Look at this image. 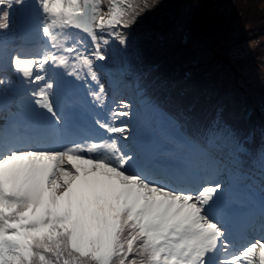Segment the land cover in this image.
Returning <instances> with one entry per match:
<instances>
[{
  "label": "snow or ice",
  "instance_id": "snow-or-ice-1",
  "mask_svg": "<svg viewBox=\"0 0 264 264\" xmlns=\"http://www.w3.org/2000/svg\"><path fill=\"white\" fill-rule=\"evenodd\" d=\"M159 3L0 0V264H264V145L219 113L169 111L130 61L139 104L111 87ZM36 32L48 46L25 55L17 36Z\"/></svg>",
  "mask_w": 264,
  "mask_h": 264
},
{
  "label": "trees",
  "instance_id": "trees-1",
  "mask_svg": "<svg viewBox=\"0 0 264 264\" xmlns=\"http://www.w3.org/2000/svg\"><path fill=\"white\" fill-rule=\"evenodd\" d=\"M205 3H207L206 7H204ZM258 3L256 0H208V2L204 0H173L170 4V0H160L159 5L151 11H147L134 26L136 30L132 31L131 46L127 50L133 52L132 63L136 64L138 69H146L150 72L148 73L151 77L150 87L157 90L152 89L151 92L158 94L160 91L163 95L167 94L166 96L177 102L176 104L182 107L183 111L192 114L213 118L219 113L233 128H240V124L243 123V115L247 114L245 93L260 98V91L264 90V81L261 83L258 73H256L255 77H258V80H254L260 85L256 87L258 90L255 87L251 89V85L247 83L251 77L247 73L248 67L253 64V61L248 60L236 70L235 66L230 68L225 64L228 61V55L225 52L220 53V49L215 50L214 48L217 47L215 45L217 41H219V46H222L220 43L227 38H233L235 43L241 41L240 37L230 36L231 31L240 28L239 23L243 19L241 18L243 15L240 16L237 12L240 5L241 7L245 6L244 15L249 25L247 34L257 33L260 37L264 36V28H259V25L264 27V7H259ZM224 4L227 5V8L223 11L222 5ZM189 6L195 18L203 14V21L207 23L205 32L200 30V23L197 24L195 18L193 19L194 27L193 22L191 24L193 38L189 39L188 43L193 44V48H191L193 62L185 57L179 59V54L175 53L182 46L178 44L179 38L175 32H170V28L168 30L167 27H163L164 22L176 24L174 12L168 11V8L184 11ZM165 9L169 14L163 16ZM160 17H164V19L159 24ZM190 19L192 20V17ZM208 24H213L211 30L215 32L218 29L220 34L215 33V35L209 36L207 34ZM162 28H164L163 32ZM165 30L168 31V34ZM241 32L245 34L246 31L243 29ZM258 47H255V50ZM256 56L261 59L260 64L264 67L262 47ZM149 57H151V61ZM153 57L156 58V61ZM197 83L200 90L216 92L218 97L200 98V95L195 97L192 89ZM181 87L186 88L188 93L182 91ZM168 88H170L169 92ZM176 92H182L179 100L174 99ZM226 102L233 104V107L230 108V115L233 114L232 119L228 110L224 108ZM241 105L243 113L240 111ZM249 105L260 110V107L252 102ZM237 109L238 113L235 115ZM260 113L261 111L257 112L259 116L257 119L264 118V115L260 116ZM239 133L245 138L248 136L244 132ZM259 137L264 140V129Z\"/></svg>",
  "mask_w": 264,
  "mask_h": 264
},
{
  "label": "rangeland",
  "instance_id": "rangeland-1",
  "mask_svg": "<svg viewBox=\"0 0 264 264\" xmlns=\"http://www.w3.org/2000/svg\"><path fill=\"white\" fill-rule=\"evenodd\" d=\"M204 1L208 2V0H204ZM256 1L259 2L258 3L259 7H261V8L264 7V0H256ZM172 2H173V0H170V4ZM206 6H207V3L204 4V7H206ZM190 8L191 7L189 6L184 11L183 10L180 11L178 9H173V8H168V11L174 12L176 24L173 25V23L167 24L164 22L163 27H167L168 30L170 28V32H175L176 36L179 38L178 44H180L182 46L179 47V51L178 50L175 51L176 54H179V59H182L185 57L187 60L193 62V55H192V49H191V48H193V44L190 45L188 43V41H189V39L193 38L192 25L191 24H192L193 19L195 17L193 15L192 9H190ZM226 8H227L226 4L222 5L223 11ZM216 9H217V6H216ZM244 11H245V6L241 7V5H240L239 10L237 11L238 14H240V16L243 15L241 17V18H243L242 22L239 23L240 28H237L236 31L230 32L231 37H235V38L240 37L241 41L235 43L233 38H227L225 41H222V43H220L222 46H219V41H217V43L215 44L217 47H215L214 49L215 50L220 49L221 50V51H219L220 53L225 52L228 55V61L225 64L227 65V67H230V68L235 66L234 69H236V70H238L242 65H244L245 62L247 63L248 60L253 61V64L249 65L248 73H247V75L251 77V80L248 81L247 83L249 85H251V89H253L254 87L256 88L257 86L260 85L259 83H257L255 81V80H258V77H255L256 73H258L260 82L263 83V81H264V79H263L264 78V67H263V65L260 64L261 59H259L256 56V54L260 51L261 47L264 51V36L260 37L259 34H257V33L252 34V35L247 34V31L249 29V25L247 24L246 16L244 15ZM201 12H203V11H201ZM165 14H169L167 12V9H165L163 16H165ZM190 17H192V20L190 19ZM163 19H164V17H160L158 20V23L160 24V21L162 23ZM203 19H204L203 14L200 16H197L195 18L196 23L197 24L200 23V26H201L200 30L201 31H204L206 26H207V23L205 21H203ZM171 25H173L172 26L173 29L171 28ZM212 26H213V24H208L209 30H208L207 34L209 36L215 35V33L220 34L218 29L215 32H213V30H211ZM193 27H194V22H193ZM259 28L262 29L264 27L259 25ZM243 29L246 31L245 34H242V32H241V30H243ZM163 30H164V28H162V32H163ZM166 32L168 34V31H166ZM257 46H259V47L255 50V47H257ZM253 50H255V51H253ZM111 69H112V67L109 66V71ZM106 79L107 78L105 77V79H104L105 84L109 85L108 82H106ZM113 84H114V80H112V85ZM260 92H261L260 98L255 99V100L260 105L261 110H264V90L260 91ZM121 96L125 99V95L123 92L121 93ZM126 101H130V100L128 99Z\"/></svg>",
  "mask_w": 264,
  "mask_h": 264
},
{
  "label": "bare ground",
  "instance_id": "bare-ground-1",
  "mask_svg": "<svg viewBox=\"0 0 264 264\" xmlns=\"http://www.w3.org/2000/svg\"><path fill=\"white\" fill-rule=\"evenodd\" d=\"M181 90H182V91H186V92L188 93V91H187L186 88H184V87H181ZM192 91H193V94H194L195 97H198V95H200V98H201V97H202V98H203V97H208V96H215L216 98L218 97V95H217L216 92H213V91H202V90H200L199 87H198V83L195 85V87H193ZM181 95H182V92H179V93L176 92V93H174V99H175V100H179L180 97H181ZM188 95H189V94H188ZM232 107H233V104L230 103V102H226L225 105H224V108H225L226 110H228V113H229V116H230L231 119H232V117H233V114L230 115V112H231V111H230V108H232ZM174 109H175V108H174ZM237 113H238V109L236 110L235 115H236ZM261 137H262V136H261ZM262 138H263V137H262ZM262 138L258 137V139H260V142H262L263 145H264V140H263ZM250 147L253 148V149H257V148H259L260 146L251 144Z\"/></svg>",
  "mask_w": 264,
  "mask_h": 264
}]
</instances>
